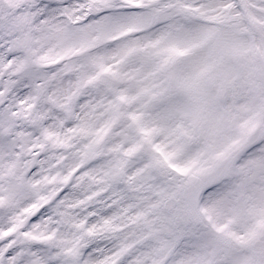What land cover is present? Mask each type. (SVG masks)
Returning a JSON list of instances; mask_svg holds the SVG:
<instances>
[{
	"label": "snow or ice",
	"instance_id": "1",
	"mask_svg": "<svg viewBox=\"0 0 264 264\" xmlns=\"http://www.w3.org/2000/svg\"><path fill=\"white\" fill-rule=\"evenodd\" d=\"M0 264H264V0H0Z\"/></svg>",
	"mask_w": 264,
	"mask_h": 264
}]
</instances>
